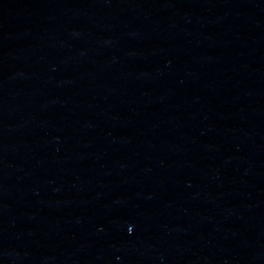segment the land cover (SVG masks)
Returning a JSON list of instances; mask_svg holds the SVG:
<instances>
[{"label":"water","instance_id":"water-1","mask_svg":"<svg viewBox=\"0 0 264 264\" xmlns=\"http://www.w3.org/2000/svg\"><path fill=\"white\" fill-rule=\"evenodd\" d=\"M0 264H264V0H0Z\"/></svg>","mask_w":264,"mask_h":264},{"label":"snow or ice","instance_id":"snow-or-ice-1","mask_svg":"<svg viewBox=\"0 0 264 264\" xmlns=\"http://www.w3.org/2000/svg\"><path fill=\"white\" fill-rule=\"evenodd\" d=\"M129 231H131V230H129Z\"/></svg>","mask_w":264,"mask_h":264}]
</instances>
